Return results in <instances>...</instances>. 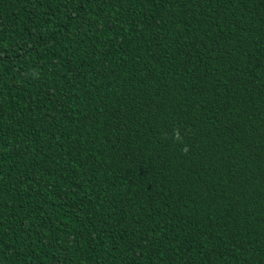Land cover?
<instances>
[{
	"label": "trees",
	"instance_id": "obj_1",
	"mask_svg": "<svg viewBox=\"0 0 264 264\" xmlns=\"http://www.w3.org/2000/svg\"><path fill=\"white\" fill-rule=\"evenodd\" d=\"M0 264H264V0H0Z\"/></svg>",
	"mask_w": 264,
	"mask_h": 264
},
{
	"label": "clouds",
	"instance_id": "obj_2",
	"mask_svg": "<svg viewBox=\"0 0 264 264\" xmlns=\"http://www.w3.org/2000/svg\"><path fill=\"white\" fill-rule=\"evenodd\" d=\"M180 137H179V133H177V139H179Z\"/></svg>",
	"mask_w": 264,
	"mask_h": 264
}]
</instances>
